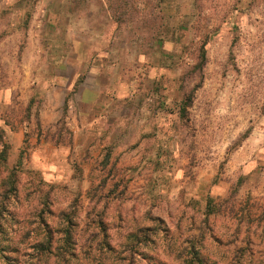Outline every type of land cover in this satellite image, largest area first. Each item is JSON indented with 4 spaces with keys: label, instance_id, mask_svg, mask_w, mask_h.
Returning a JSON list of instances; mask_svg holds the SVG:
<instances>
[{
    "label": "rangeland",
    "instance_id": "374dc122",
    "mask_svg": "<svg viewBox=\"0 0 264 264\" xmlns=\"http://www.w3.org/2000/svg\"><path fill=\"white\" fill-rule=\"evenodd\" d=\"M4 149L22 264H264V0H0Z\"/></svg>",
    "mask_w": 264,
    "mask_h": 264
},
{
    "label": "trees",
    "instance_id": "16d2710c",
    "mask_svg": "<svg viewBox=\"0 0 264 264\" xmlns=\"http://www.w3.org/2000/svg\"><path fill=\"white\" fill-rule=\"evenodd\" d=\"M121 5L125 6V3H121ZM206 41L201 44L199 48V53H198V61L196 65L194 66L196 74L201 75L203 71V67L206 63ZM196 88L198 86H195L193 89L190 90V92L185 95L182 104V113L184 114L186 112V109H188L194 98V93L196 91ZM0 159L2 161L6 160V150L4 149L1 154H0ZM2 205L0 204V236L4 232V222H2L1 218V213L2 211ZM208 209L209 211L213 212L214 211V205L209 202L208 203ZM44 236L39 237L40 239L36 240L35 243L32 245L31 250L32 255H29L30 262L27 264H55V263H50L49 261L51 259L61 261L62 264H67V256H71L74 258H78L79 256L76 253H71V247H75V241L73 240V236L70 233L68 229L64 230L63 237L61 240H55L54 241V232L47 226L46 223H44ZM144 240H147L148 237H143ZM139 242L140 245L139 247H142L143 242ZM135 250L134 246L128 247V252L133 253ZM137 250V249H136ZM127 252V251H126ZM137 252V251H136ZM10 254L18 255L20 252L18 249H13V250H8L3 243L0 240V264H22L16 260L15 257L11 258ZM135 255V253H133ZM138 255V253L136 254ZM119 260H126V259H119ZM78 261V260H77ZM136 260L134 258L129 260L130 264H134ZM108 264H114V263H108ZM182 264H203L202 258L198 256L197 251L195 249V246L193 245L190 250V259L185 260L182 262Z\"/></svg>",
    "mask_w": 264,
    "mask_h": 264
}]
</instances>
